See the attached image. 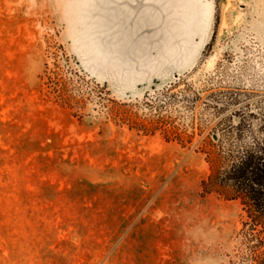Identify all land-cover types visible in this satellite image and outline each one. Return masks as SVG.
<instances>
[{"label": "rangeland", "instance_id": "obj_1", "mask_svg": "<svg viewBox=\"0 0 264 264\" xmlns=\"http://www.w3.org/2000/svg\"><path fill=\"white\" fill-rule=\"evenodd\" d=\"M264 122V0H0V264H244L206 183Z\"/></svg>", "mask_w": 264, "mask_h": 264}, {"label": "trees", "instance_id": "obj_2", "mask_svg": "<svg viewBox=\"0 0 264 264\" xmlns=\"http://www.w3.org/2000/svg\"><path fill=\"white\" fill-rule=\"evenodd\" d=\"M226 136L206 186L240 203L246 214L240 231L242 261L264 264V122L253 130L243 119L236 133Z\"/></svg>", "mask_w": 264, "mask_h": 264}]
</instances>
